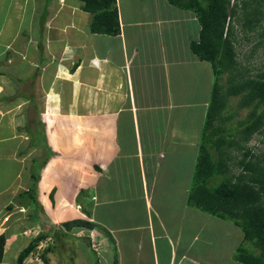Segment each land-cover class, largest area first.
I'll list each match as a JSON object with an SVG mask.
<instances>
[{
  "label": "crops",
  "instance_id": "1",
  "mask_svg": "<svg viewBox=\"0 0 264 264\" xmlns=\"http://www.w3.org/2000/svg\"><path fill=\"white\" fill-rule=\"evenodd\" d=\"M65 1L70 2V10L76 9L74 0ZM141 1L136 12L123 14L122 7L134 6L131 0H117L120 35L88 38L84 21L78 28L65 26L66 32L60 33L53 23L55 0L48 4L46 0H0V236L4 237L0 264H16L19 253L42 233L47 235L45 240L25 264H39L43 248L55 239L58 248L45 254L46 264H72V260L93 264L90 255L102 264H113L107 260L113 246L118 264H241L232 256L242 242V232L187 203L198 138L183 142V126L191 128V122L181 114L186 108H203L205 115L214 82L210 70L211 87L201 88L197 95V87L189 86L180 71L182 63L200 61L190 48L192 41L199 40L200 26L192 12L167 0ZM62 5L59 0L58 9ZM43 10L51 16L41 28L23 25L25 15L33 20ZM143 24L151 27L142 32L134 29ZM183 31L186 35L177 40ZM59 35L64 43L54 57L50 55L58 67H51L50 58L47 68L53 77L48 86L38 92L37 76L27 75L25 97H20L16 82L21 77L15 81L14 72L6 75L5 64L37 67L40 37L41 43L49 45ZM141 35L149 38L146 52L154 50L153 56H142L135 44L130 46ZM76 36L82 38L78 48ZM155 46L164 53L161 59ZM150 68L163 75L150 85L152 90ZM62 84H66L63 92ZM37 94L42 95L40 101ZM39 115L45 120L41 125L51 155L38 151L36 159L45 165L37 184L38 206L33 207L24 195L36 164L32 139ZM202 115L194 120L200 131ZM9 169L14 175L11 181L5 177ZM73 220L89 221L95 228L72 229L67 234L72 238L62 240L63 224ZM73 237L88 238L90 243L97 237L98 251ZM77 246L89 253L73 256Z\"/></svg>",
  "mask_w": 264,
  "mask_h": 264
},
{
  "label": "trees",
  "instance_id": "2",
  "mask_svg": "<svg viewBox=\"0 0 264 264\" xmlns=\"http://www.w3.org/2000/svg\"><path fill=\"white\" fill-rule=\"evenodd\" d=\"M76 1H79L80 9L90 16L86 27L88 35H120L117 0ZM237 1L231 5L230 0H167L175 8L194 14L200 26L199 40L192 41L190 48L200 61L210 64L214 76L198 137L197 159L187 203L233 224L242 232V242L232 256L234 261L264 264V155H254L247 147L254 136L264 135V61L254 76H248L247 70L241 69L236 52L239 40L232 24L240 22L245 34L259 25L262 28L259 36L263 38L264 0H243L240 8ZM46 2L48 4L49 0ZM43 14H47L46 10ZM41 17L40 28L44 24L43 15ZM245 39L249 40L248 37ZM258 46L264 57V40ZM255 52L254 48L250 55ZM232 103L234 109H231ZM241 112H245L244 116H240ZM237 116L239 118L230 123ZM32 141L36 145V140ZM43 153L48 155V149ZM41 162L39 173L45 165ZM30 176L32 184L25 196L31 198L34 207L37 201L32 198L33 188L40 176L32 172ZM215 178L219 182H214ZM63 226L66 232L61 233L62 240H66L72 229L90 231L95 228L93 223L82 220H73ZM46 236L42 233L34 238L19 253L16 264H25L26 258L36 251ZM73 238L82 240L91 249L90 239ZM58 240L55 239L54 244L48 242L43 248L40 258L45 264V254L58 248ZM3 247L4 237L0 236V260ZM113 264H118L117 259Z\"/></svg>",
  "mask_w": 264,
  "mask_h": 264
},
{
  "label": "rangeland",
  "instance_id": "3",
  "mask_svg": "<svg viewBox=\"0 0 264 264\" xmlns=\"http://www.w3.org/2000/svg\"><path fill=\"white\" fill-rule=\"evenodd\" d=\"M64 1L65 0H60V2L63 3V5L61 6L62 8L58 9L57 6H59V0H55V9H54V11H55V13L56 12L57 13L55 15H53V18L55 19V22H53V23H54V25L56 27H60L59 28L60 33H62V34H63V32L65 33L66 32V27L68 25H73V27L75 26L76 28H78V26H79L78 23L81 24L82 21H84L85 27H87L89 22H90V16H88L89 14L84 13L81 10H79V6H78V5H80L79 1L74 0L77 3L76 4V9H75V7H73L72 10H70V8L67 7V6L70 5V2H66V1L64 2ZM69 1H73V0H69ZM242 1L243 0H238L237 1L239 8L241 7V2ZM131 4L134 7H126V6L122 7L121 10H122L123 14L129 13L131 10L138 9L139 6L141 7L142 1L141 0H131ZM147 5H149V4L147 3ZM135 12H136V10H135ZM42 15H43V21L47 20V18L50 19L49 16H51V15H48V14H45V15L41 14V15L36 16L32 20V19L28 18V15H25V17H24L25 23L23 22V25H26V27H30L32 24H34L36 26L37 25L39 26L40 25L39 24L40 20H42V17H41ZM85 18H86L87 21H85ZM232 24L234 25V30L236 32L237 39L239 40V44L236 46V52H237V55H238L237 60L240 63L241 69H246L247 70V75L248 76H254L255 74L258 73L259 69L262 68L261 63H262V61H264V57H263V54H262L263 52H261V47L258 46L259 43L262 40H264V37L262 38V37L259 36V33L262 31V28L259 25H257L252 32H250L248 34H245V33L242 32V28H241V23L240 22L234 21V23H232ZM261 26L264 27V20L262 21ZM150 27L151 26L143 24V25H139V26L135 25L134 29L137 28V29H139L140 32H142V31H145V30L149 29ZM125 30L126 31H131L132 28H128V29H125ZM159 32H161V31H159ZM56 34H58V33L56 32ZM143 35H145V34H143ZM143 35L138 36L137 39L138 40L140 39L138 42L137 41H133V42H131V45L130 44L129 45L132 46V44H135V46H137L141 50V53H142L141 55L142 56L143 55L147 56V54H148V56L151 57L154 54V50L151 49V50H148L146 52V49L148 48V45H149L148 43L150 42V40H149V38L147 36H143ZM184 35H186V33L183 31L182 34L181 33L179 34V36L177 37V40H182V38H184ZM104 36H107V35H104ZM66 37H69V36H66ZM76 37L77 38L75 39V42L76 41L78 42V43H76L77 44L76 46L78 48V47H80V43L79 42H81V45H82V40H81L82 38H80L79 36H76ZM89 37H91V36L88 35V38ZM110 37H115V36H110ZM245 37H248L249 40H246ZM97 39H98V37H97ZM131 39H134V38H131ZM112 40H114V39H112ZM41 42H42V38L40 37V41H39V43H40L39 46L40 47H38V50L35 52V53H37L38 62H39L37 67H36V64H32L30 69L29 68L27 69L23 65H17L16 68H15V65L12 66V65L5 64L7 66V68L4 69L5 72H6V75L12 76L11 74L14 72L15 73V78H13V77L12 78L15 81H16L17 78H20V77L22 78V79L20 78V81H18V79H17L18 82H16V84L18 83L17 87H18L19 92H20L19 93L20 97H21V95H23L25 97L24 90L26 89V85L27 84H24V82H25L24 79H26L25 77L27 75L30 76V77L37 76L38 81L35 82V83H37L38 92H40V87H47L48 84H49L50 79L53 77V74H52L51 71H49V68H47V65L48 64L50 65V63H48L50 61V58L53 59L52 57H54L56 55V52L58 50L62 49L61 47L63 46L64 39L61 37V35H59L58 39H56L55 42H51L49 45H48V42H45V43H41ZM88 42L89 41L87 40L86 43H88ZM94 42H95V40H94ZM94 42H91L92 46L94 45ZM72 46H74V45H72ZM159 48H160V46H155V49L158 51L156 53V57L158 59H161V55L164 56L163 55L164 53L163 54L160 53ZM254 48L256 49V52L253 55H250L251 50L254 49ZM93 49H97V47L94 48V46H93ZM34 51L35 50H33V53H34ZM48 53H49V59L47 61V54ZM80 53H81V51H80ZM28 54H29V52H28ZM50 55L52 57H50ZM67 56H69V55H67ZM51 63H52L51 67L52 66L58 67V64L56 63V59H53ZM210 70H211L210 64L201 63L200 61H197V62L191 61V62H187V63H182L180 71L182 72V74L185 77H187L189 79V86H191V87L194 86V90L197 87V89H198L197 95H200V92L201 93L203 92V90L201 88L208 89L212 85V84H210V80H209L210 79V77H209L210 76V72H209ZM150 73H151L152 77L149 80L150 84H149L148 87L152 90V87L150 85H152L154 83L153 81L155 79L162 78L163 75H162L161 70H158V69H155V68H150ZM59 76H63V75L61 74ZM213 80H214V76H213ZM21 83H23V84L21 85ZM33 84L34 83L31 84V87H32ZM162 86H163V88H166L167 84L166 85L163 84ZM28 88H30V87H28ZM63 88L66 89V84H62V86L59 87L60 91L63 92V90H62ZM199 90H200V92H199ZM28 91H29V89H28ZM37 95H38V100L40 101L42 99V95L41 94H37ZM28 98H30L29 95H28ZM32 98L35 99V96L32 97ZM191 99L192 98H188L187 100H191ZM33 102H34V106L36 107L35 100ZM186 106L189 107V106H193V105L186 104ZM231 106H232L231 109L235 108L234 103H232ZM37 107H38V111H39V107H40L39 106V102H37ZM193 110H194V112L189 113V112H191ZM201 113L202 114L204 113L203 108H201V109H199V108L198 109L197 108L196 109H191L190 108V111H188V108H186V109H184L182 111V114H181L182 118H186V116H187V117H189L190 122H191V124H190L191 128H187L186 124H185L186 126L185 125L183 126L182 133L184 134V136H183V140H184L183 142L184 143L189 144L190 141L194 142L200 136L199 135L200 134V130H199L200 124H197V125L194 126V120H196L198 118V116L202 115ZM244 114H245V112H241L240 116H244ZM202 116L203 117H202L201 122L203 121L205 115L203 114ZM238 118L239 117L237 116L236 118L231 120L230 123H234V121L236 119H238ZM44 122H45L44 118L41 115H39V117H38V125H37V129L38 130H36V135L34 136V139L36 140L35 143H36L37 149H35L36 150L35 153H34L35 154V158H32V161H34L39 156V153H38L39 150H40L39 152H41V149H43L44 151H47V149L45 147L46 132L43 129V126L41 125ZM184 123L185 122H183L182 124H184ZM247 147L252 149V153L254 155H257V156L264 155V135L263 136H254L251 139V141L247 144ZM187 150L191 151V148L189 147V148H187ZM48 154L51 155L50 152ZM35 162H36V164L34 165V168L31 169V172H32V174L36 173L37 176H41V175H38V173H39L38 169L40 168V166H41L40 164L42 162L40 160V162L38 163V159H36ZM9 171L10 172H7L5 174V177L7 178V181H9V180L11 181L12 180L11 178H13V176H14L13 175V171L11 169H9ZM5 177H4V181H6ZM213 181L217 183V182H219V179L215 178ZM38 183L39 182L36 183V187H34V188L32 187L33 188V194H32L33 196H32V198L34 200L36 199V201L39 200V194H38L39 190H38V187H37ZM24 197H25V195H24ZM34 205L37 206V202ZM93 232L95 233L96 231H93ZM93 241L97 245V243H98L97 237ZM69 244L70 243H68V245ZM81 244H83V243H81ZM74 245H76V244L72 243V246H74ZM91 245H93V243H91ZM92 247L94 248L95 246H92ZM97 248H99L98 245H97L96 249ZM65 251H66V254H68V249H66ZM78 252L79 253L83 252V254H85V255H87V253H89L84 248V246H83V248H80L79 246H77V248L75 250V253L78 254ZM72 253H73V256H75L74 251H72ZM115 253L116 252H115L114 246H113L112 247V251L109 254V257L107 258V260H109V259L111 260V263L114 262L116 259L118 260V256ZM224 253H226V251ZM90 258H91V261L93 262V264H102L103 263V262H101V259L97 260L92 255H90ZM29 260H30V257H29ZM107 260H106V262L108 263ZM36 262H37V260H36ZM37 263H39V262H37ZM39 264H45V263H44V261L41 260V262ZM72 264H76V260H72ZM125 264H127V262Z\"/></svg>",
  "mask_w": 264,
  "mask_h": 264
},
{
  "label": "clouds",
  "instance_id": "4",
  "mask_svg": "<svg viewBox=\"0 0 264 264\" xmlns=\"http://www.w3.org/2000/svg\"><path fill=\"white\" fill-rule=\"evenodd\" d=\"M231 2V1H230ZM234 4V3H233ZM92 246H95L94 248ZM97 245L95 243H93V245H91V248H93V250L98 251V248L96 249Z\"/></svg>",
  "mask_w": 264,
  "mask_h": 264
},
{
  "label": "built area",
  "instance_id": "5",
  "mask_svg": "<svg viewBox=\"0 0 264 264\" xmlns=\"http://www.w3.org/2000/svg\"><path fill=\"white\" fill-rule=\"evenodd\" d=\"M231 1V5L235 2V0H230Z\"/></svg>",
  "mask_w": 264,
  "mask_h": 264
}]
</instances>
